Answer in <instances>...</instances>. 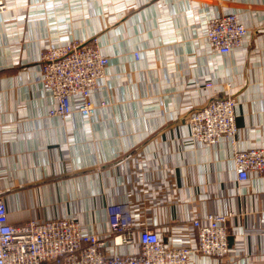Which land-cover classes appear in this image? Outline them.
Returning a JSON list of instances; mask_svg holds the SVG:
<instances>
[{
	"label": "crops",
	"instance_id": "1",
	"mask_svg": "<svg viewBox=\"0 0 264 264\" xmlns=\"http://www.w3.org/2000/svg\"><path fill=\"white\" fill-rule=\"evenodd\" d=\"M0 2V191L10 224L72 218L109 236L110 255H130L139 245L110 236V212L136 235L149 228L171 248L192 249L195 220L234 212L229 256L194 253L191 264H264V176L239 182L233 161L235 149L264 148V0ZM227 13L249 33L223 55L207 32ZM94 38L110 65L92 100L108 106L91 118L52 116L41 55ZM227 94L236 145L195 144L190 116Z\"/></svg>",
	"mask_w": 264,
	"mask_h": 264
},
{
	"label": "built area",
	"instance_id": "2",
	"mask_svg": "<svg viewBox=\"0 0 264 264\" xmlns=\"http://www.w3.org/2000/svg\"><path fill=\"white\" fill-rule=\"evenodd\" d=\"M4 7L0 2V9ZM248 33L235 13L222 14L208 22L210 48L219 54L230 55L240 49ZM135 58L139 60V54L135 53ZM109 65L110 58L102 52L98 38L90 43L75 40L48 47L41 55V72L56 102L52 116L66 120L78 113L82 118H91L99 108L108 106L106 101L94 103L92 95L105 79ZM188 123L190 139L197 145L216 146L224 139L236 145L239 128L235 98L229 94L213 98L196 110ZM233 161L239 182H246L252 173L264 176V148L235 149ZM234 216V212L216 213L195 220L197 248L192 249L171 248L149 228L136 235L130 220L110 212V236H119L121 244L140 248L130 255H110L109 236L104 239L88 232L72 218L10 224L0 191V264H191L194 253L225 259L230 253L228 226Z\"/></svg>",
	"mask_w": 264,
	"mask_h": 264
}]
</instances>
